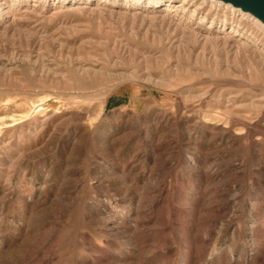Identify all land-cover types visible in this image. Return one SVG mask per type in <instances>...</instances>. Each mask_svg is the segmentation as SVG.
Wrapping results in <instances>:
<instances>
[{"label": "rangeland", "instance_id": "374dc122", "mask_svg": "<svg viewBox=\"0 0 264 264\" xmlns=\"http://www.w3.org/2000/svg\"><path fill=\"white\" fill-rule=\"evenodd\" d=\"M191 1L0 0V264H264V30Z\"/></svg>", "mask_w": 264, "mask_h": 264}, {"label": "water", "instance_id": "95a60500", "mask_svg": "<svg viewBox=\"0 0 264 264\" xmlns=\"http://www.w3.org/2000/svg\"><path fill=\"white\" fill-rule=\"evenodd\" d=\"M223 5L239 8L264 25V0H219Z\"/></svg>", "mask_w": 264, "mask_h": 264}, {"label": "bare ground", "instance_id": "6f19581e", "mask_svg": "<svg viewBox=\"0 0 264 264\" xmlns=\"http://www.w3.org/2000/svg\"><path fill=\"white\" fill-rule=\"evenodd\" d=\"M209 1H211L215 7H226V8H229L231 11H238V12L242 13L243 15L247 16L258 28H261V29L264 30V25L259 20L251 17L247 12H243L239 8H232V7L228 6V5L225 6L219 0H209ZM184 3H189V5L192 3V4L196 5L195 6V10L198 9V8H200L204 4L203 2L193 3V1H191V0H183V2L181 3V5H184ZM210 7H211V5H210ZM204 38H205V35H204ZM245 44H247V42L246 41H243V42H241L240 45L241 46H243V45L246 46Z\"/></svg>", "mask_w": 264, "mask_h": 264}]
</instances>
